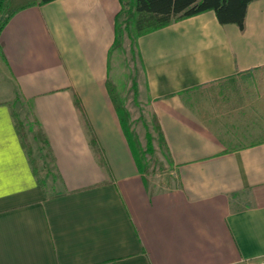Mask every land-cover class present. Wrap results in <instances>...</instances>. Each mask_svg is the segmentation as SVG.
<instances>
[{"label": "crops", "instance_id": "0c3cea01", "mask_svg": "<svg viewBox=\"0 0 264 264\" xmlns=\"http://www.w3.org/2000/svg\"><path fill=\"white\" fill-rule=\"evenodd\" d=\"M120 9L53 0L0 33V264H264V134L236 129L251 102L230 110L208 90L264 66V0L244 30L207 11L139 37L137 94L169 161L161 185L139 172L109 95ZM22 103L38 175L12 116Z\"/></svg>", "mask_w": 264, "mask_h": 264}, {"label": "trees", "instance_id": "16d2710c", "mask_svg": "<svg viewBox=\"0 0 264 264\" xmlns=\"http://www.w3.org/2000/svg\"><path fill=\"white\" fill-rule=\"evenodd\" d=\"M51 1L53 0H0V33L9 19L18 11ZM252 1L255 0H120L121 9L115 18V39L111 48V53L114 49L122 47L123 38L126 34L130 40L131 53L133 56L141 57L138 50L139 37L166 27L175 21L186 19L207 11H213L220 24L233 23L236 24L240 30H244L247 7ZM1 51L2 48L0 45V52ZM133 87L135 89V94H137L136 83L133 84ZM108 90L137 168L141 174L145 175L149 168V165L145 162V155L147 153L152 154L155 150L153 136L147 131L146 147L143 148L135 131L132 129L130 112L125 107L123 98L111 81L108 82ZM75 103L84 119L91 146L95 150L100 164L105 169H108L106 159L98 144L93 128L87 120L81 102L75 98ZM12 116L21 143L29 155L35 174H37L36 164L32 158V148L24 123L15 110H12ZM37 137L41 141L42 147L47 152V155L53 159L48 140L41 128L37 131ZM130 137L137 142L141 152V158L134 155L130 144ZM158 144L162 150H166L165 140L162 135H159ZM163 152L168 158L165 151Z\"/></svg>", "mask_w": 264, "mask_h": 264}, {"label": "rangeland", "instance_id": "374dc122", "mask_svg": "<svg viewBox=\"0 0 264 264\" xmlns=\"http://www.w3.org/2000/svg\"><path fill=\"white\" fill-rule=\"evenodd\" d=\"M130 46V40L125 34L122 47L112 51L110 57V81L115 85L123 98L125 107L130 112L132 129L135 131L141 146L143 148L146 147L147 131L153 136L155 150L152 154L147 153L145 155V162L149 165L145 176L156 182L157 185H161L168 178L169 161L163 152L165 150H162L158 145V133L154 129L153 118L145 91L135 94L133 84L137 83L140 87V84L143 83V75L139 57L133 56ZM247 77L225 80L219 85L208 87V90L212 92L213 97H218L217 100L227 102L230 105V110L240 108L241 105L251 102L253 107L250 109H253V113L251 110L247 113L249 108H245V113H242L238 118L233 117L237 121L235 122L236 129L239 133L247 131L253 132V134L256 132L264 134V66L254 72L253 75ZM2 87L3 83L0 81V90ZM18 105L16 110H18L19 117L20 119L22 118L25 130L28 128L30 131L35 124V121L30 122L32 118L31 108L26 103ZM241 112L243 111L241 110ZM245 122L248 124L246 127ZM129 139L134 155L141 158L137 142L132 137ZM252 139L254 138H248V140ZM31 142L32 146H35V142L33 140ZM45 178L48 179L50 177L47 176Z\"/></svg>", "mask_w": 264, "mask_h": 264}]
</instances>
